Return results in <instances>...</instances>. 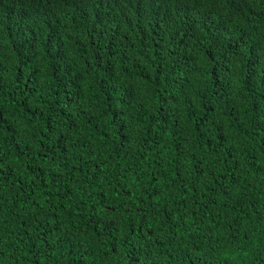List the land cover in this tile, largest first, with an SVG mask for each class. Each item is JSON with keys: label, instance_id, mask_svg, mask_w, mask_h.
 Masks as SVG:
<instances>
[{"label": "trees", "instance_id": "16d2710c", "mask_svg": "<svg viewBox=\"0 0 264 264\" xmlns=\"http://www.w3.org/2000/svg\"><path fill=\"white\" fill-rule=\"evenodd\" d=\"M0 264H264V0H0Z\"/></svg>", "mask_w": 264, "mask_h": 264}]
</instances>
